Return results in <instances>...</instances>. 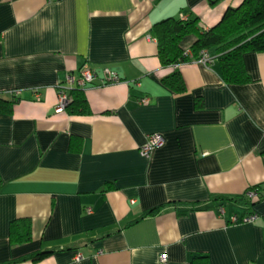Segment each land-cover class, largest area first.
I'll return each mask as SVG.
<instances>
[{"label":"crops","instance_id":"1","mask_svg":"<svg viewBox=\"0 0 264 264\" xmlns=\"http://www.w3.org/2000/svg\"><path fill=\"white\" fill-rule=\"evenodd\" d=\"M241 1L0 0V96L18 91L0 110V264H264V52L243 55L248 83L227 84L214 49L163 66L151 30L209 29ZM84 65L89 113L55 112L57 84ZM174 71L182 92L162 81ZM151 133L163 141L145 157ZM13 222L28 240L11 241Z\"/></svg>","mask_w":264,"mask_h":264},{"label":"trees","instance_id":"2","mask_svg":"<svg viewBox=\"0 0 264 264\" xmlns=\"http://www.w3.org/2000/svg\"><path fill=\"white\" fill-rule=\"evenodd\" d=\"M152 34L157 40L158 57L163 66L181 63L191 59L183 55L180 42L185 35L194 34L195 41L191 45L192 56L197 58L201 50L214 49L219 53L218 60L222 78L227 84H245L251 78L243 64V55L251 52H264V0H242L236 7L225 10L221 19L209 29L200 30L197 19L165 18L152 26ZM163 83L176 92L185 89L178 71L162 79ZM70 101L65 108L69 114L85 115L89 107L82 88H72ZM10 100L0 96V110L9 109L16 95L10 94ZM255 190V187L249 190ZM253 205L259 198L249 199ZM156 209L147 214L154 213ZM22 226L11 223L9 236L13 242H23L30 237V227L27 222ZM47 251L34 254L32 260L47 255ZM189 264H207V257L195 256Z\"/></svg>","mask_w":264,"mask_h":264},{"label":"built area","instance_id":"3","mask_svg":"<svg viewBox=\"0 0 264 264\" xmlns=\"http://www.w3.org/2000/svg\"><path fill=\"white\" fill-rule=\"evenodd\" d=\"M183 55L186 57H191L192 52L190 49L183 50ZM197 62L206 65L211 61V57L208 54L206 49L200 51L199 56L196 58ZM178 64V63H176ZM172 64V65H176ZM104 79L101 81L102 83H114L119 81V77L117 74L109 69H104ZM97 79L96 73L88 66H82L77 75L67 74L64 78V81L61 84H57V103L55 106V112H62L65 111L66 106L68 105L70 98L66 93V90L70 88H84L87 84L93 83ZM12 94H18V91H12ZM38 97V94H36ZM148 98H142L141 103L146 104L148 103ZM163 141V138L158 133H151L148 134L146 137L145 142L139 148L140 154L145 157H149L151 152L158 147ZM246 195L249 199H256L258 194L255 190H248ZM89 211V209H87ZM256 218V215L251 214L247 217H244L242 220L245 222H250ZM235 220V218H233ZM81 255L79 253L74 255V260H79ZM160 262H166V255L163 253L159 256Z\"/></svg>","mask_w":264,"mask_h":264}]
</instances>
